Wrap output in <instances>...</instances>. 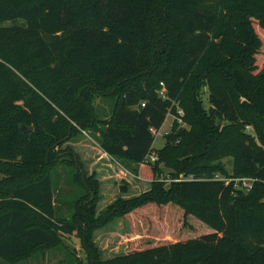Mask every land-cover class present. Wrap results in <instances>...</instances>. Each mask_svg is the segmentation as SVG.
<instances>
[{"label":"trees","instance_id":"obj_1","mask_svg":"<svg viewBox=\"0 0 264 264\" xmlns=\"http://www.w3.org/2000/svg\"><path fill=\"white\" fill-rule=\"evenodd\" d=\"M80 130L150 188L98 210L99 179L64 146ZM0 168V264L64 247L84 264L74 234L86 264H264V0H0ZM183 172L199 179H168ZM152 204L209 227L102 257L94 231Z\"/></svg>","mask_w":264,"mask_h":264},{"label":"rangeland","instance_id":"obj_2","mask_svg":"<svg viewBox=\"0 0 264 264\" xmlns=\"http://www.w3.org/2000/svg\"><path fill=\"white\" fill-rule=\"evenodd\" d=\"M204 102L208 104L207 92H204ZM97 102L105 105L101 97L97 96ZM95 102L99 112L98 103ZM100 113V112H99ZM176 118L172 113L167 118L161 128L155 134L154 148L159 149L166 143V133L173 127ZM179 126L186 125L184 121H177ZM71 145L80 155L84 167L88 173H95L100 181V200L98 210L104 209L110 202L120 195L133 196L148 190L151 186V178L146 176V171L140 173L141 178H137L132 173L126 175L121 169L120 163L113 158H109L103 153L102 147L96 137L90 135L87 130H80L64 146ZM155 153L156 150H153ZM112 162V164H111ZM223 163L231 172L233 167V157L227 155L223 158ZM146 170V169H145ZM168 169H166L167 171ZM70 172V167L68 169ZM54 173H59L61 184L68 187L65 193L66 199L73 201L78 192V187L70 183L69 175L62 165L56 166ZM68 175V176H67ZM10 173L0 168V180L8 178ZM218 176H224L218 174ZM127 188L124 192L122 189ZM182 213L178 205L152 204L134 211L126 216H117L94 231V240L100 247L102 257H111L122 254L134 246H143L149 243L163 242L177 239L186 228L181 223ZM189 224L192 229H187L186 236L197 234L208 229V225L200 222L198 218L191 216ZM185 229V230H186ZM184 230V231H185ZM65 242L76 248L84 264L87 263V252L82 246L81 239L76 234L65 237ZM19 264H77L67 248L50 249L45 259L35 257L29 261H21Z\"/></svg>","mask_w":264,"mask_h":264},{"label":"built area","instance_id":"obj_3","mask_svg":"<svg viewBox=\"0 0 264 264\" xmlns=\"http://www.w3.org/2000/svg\"><path fill=\"white\" fill-rule=\"evenodd\" d=\"M161 89H160V94H162L163 96L166 95V88H165V83L163 81H161ZM142 105H145V101L142 102ZM179 112L181 114H183V109L180 108L179 109ZM179 120H181V118H179ZM158 130L154 129L153 128V132L156 134ZM158 159V154L155 153L154 151L151 152L149 155H148V160L154 162ZM134 176H136L137 178H141L142 176L140 174H136L134 173ZM217 177H220L217 175ZM169 180H176V181H186V180H195V179H199L197 176H195L194 173H190V174H187V173H180L177 177L175 178H170L168 177ZM227 182L230 181V178L229 179H226ZM237 183L236 185H238L239 187H243L245 188L246 190H249L251 187H252V183L253 181L255 180L254 178L252 177H241V178H237Z\"/></svg>","mask_w":264,"mask_h":264},{"label":"crops","instance_id":"obj_4","mask_svg":"<svg viewBox=\"0 0 264 264\" xmlns=\"http://www.w3.org/2000/svg\"><path fill=\"white\" fill-rule=\"evenodd\" d=\"M102 151H103V153L104 154H106L109 158L111 157V158H113L111 155H109L106 151H104L103 149H102ZM114 159V158H113ZM115 161H117V160H115ZM118 162V161H117ZM118 163H120V162H118ZM111 164H112V162H111ZM121 164V163H120ZM122 165V164H121ZM122 171L126 174V175H128V173L130 172L131 174L133 173L134 174V172L133 171H131L130 169H128V168H126L124 165H122Z\"/></svg>","mask_w":264,"mask_h":264},{"label":"water","instance_id":"obj_5","mask_svg":"<svg viewBox=\"0 0 264 264\" xmlns=\"http://www.w3.org/2000/svg\"><path fill=\"white\" fill-rule=\"evenodd\" d=\"M22 127H23V129L26 130V131H31V130H33V126H26V125H23Z\"/></svg>","mask_w":264,"mask_h":264}]
</instances>
